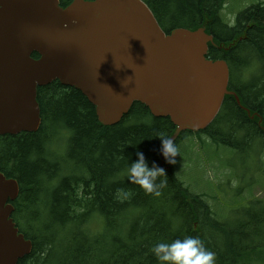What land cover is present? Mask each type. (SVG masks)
Here are the masks:
<instances>
[{
  "label": "trees",
  "instance_id": "16d2710c",
  "mask_svg": "<svg viewBox=\"0 0 264 264\" xmlns=\"http://www.w3.org/2000/svg\"><path fill=\"white\" fill-rule=\"evenodd\" d=\"M144 1L162 25L163 19L177 20L185 21L177 26L197 29L208 20L216 45L209 44L207 58L228 62L229 89L250 110L227 95L216 119L198 133L241 152L264 142V4L244 9L231 26L220 17L226 0ZM233 35L241 37L227 48ZM37 99L38 131L0 135V172L20 186L12 217L33 242L18 264H157L150 248L185 236L213 250L216 264H264V213L252 218L254 207H244L242 222L231 227L214 217L204 194L188 190L174 165H162L158 136L170 138L176 129L169 117H155L134 102L118 124L105 126L82 92L58 80L38 87ZM188 133L194 132L182 133L176 145ZM60 137L66 139L65 154L52 155L50 146ZM137 151L149 167L155 162L166 170L159 197L127 179ZM118 189L129 195L117 199Z\"/></svg>",
  "mask_w": 264,
  "mask_h": 264
},
{
  "label": "water",
  "instance_id": "95a60500",
  "mask_svg": "<svg viewBox=\"0 0 264 264\" xmlns=\"http://www.w3.org/2000/svg\"><path fill=\"white\" fill-rule=\"evenodd\" d=\"M209 42L205 26L166 35L143 0H74L65 8L59 0H0V134L37 130V88L57 79L80 90L104 125L140 101L171 117L173 140L205 129L226 94L240 104L228 90L227 62L206 58ZM19 190L0 173V264H18L33 248L11 217L8 201Z\"/></svg>",
  "mask_w": 264,
  "mask_h": 264
},
{
  "label": "rangeland",
  "instance_id": "374dc122",
  "mask_svg": "<svg viewBox=\"0 0 264 264\" xmlns=\"http://www.w3.org/2000/svg\"><path fill=\"white\" fill-rule=\"evenodd\" d=\"M258 2L264 4V0H227L221 19L234 23L241 11ZM185 138L177 144L176 175L191 193L205 195L216 219L237 227L242 222V208L252 205V218L264 213V142L241 152L217 144L205 134Z\"/></svg>",
  "mask_w": 264,
  "mask_h": 264
},
{
  "label": "clouds",
  "instance_id": "9594fccd",
  "mask_svg": "<svg viewBox=\"0 0 264 264\" xmlns=\"http://www.w3.org/2000/svg\"><path fill=\"white\" fill-rule=\"evenodd\" d=\"M118 69V68H117ZM123 86V85H122ZM161 139V154L166 163L175 165L176 157L180 155L179 147L173 138L158 136ZM138 159L127 168V179L131 184L140 186L146 193L159 197L160 189L167 186V173L155 162L149 167L143 152L137 151ZM129 195L123 189H118L117 199H124ZM157 264H216V253L204 246L197 237L185 236L170 243L156 242L151 248Z\"/></svg>",
  "mask_w": 264,
  "mask_h": 264
},
{
  "label": "flooded vegetation",
  "instance_id": "af4514ba",
  "mask_svg": "<svg viewBox=\"0 0 264 264\" xmlns=\"http://www.w3.org/2000/svg\"><path fill=\"white\" fill-rule=\"evenodd\" d=\"M176 22H177V20L173 23V25L176 24ZM164 30H165L166 33H169V32H171L173 30V28H167V29H164Z\"/></svg>",
  "mask_w": 264,
  "mask_h": 264
},
{
  "label": "bare ground",
  "instance_id": "6f19581e",
  "mask_svg": "<svg viewBox=\"0 0 264 264\" xmlns=\"http://www.w3.org/2000/svg\"><path fill=\"white\" fill-rule=\"evenodd\" d=\"M0 135H3V134H0ZM12 135H16V134H12Z\"/></svg>",
  "mask_w": 264,
  "mask_h": 264
}]
</instances>
